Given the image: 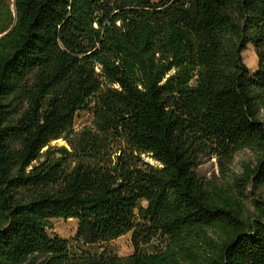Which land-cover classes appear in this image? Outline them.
<instances>
[{"label":"trees","instance_id":"16d2710c","mask_svg":"<svg viewBox=\"0 0 264 264\" xmlns=\"http://www.w3.org/2000/svg\"><path fill=\"white\" fill-rule=\"evenodd\" d=\"M12 26L0 264H264V0H0V36ZM243 150L255 160L231 184L198 175ZM60 219L77 222L73 249ZM127 234L130 256L86 249Z\"/></svg>","mask_w":264,"mask_h":264},{"label":"rangeland","instance_id":"374dc122","mask_svg":"<svg viewBox=\"0 0 264 264\" xmlns=\"http://www.w3.org/2000/svg\"><path fill=\"white\" fill-rule=\"evenodd\" d=\"M153 1H159V0H153ZM12 2V1H11ZM11 12L15 14L14 5L11 4L10 6ZM13 26L3 35L0 36L4 37L7 35L11 30ZM244 64L247 66L249 71H254L257 68L258 59L256 56V52L254 50V47L252 45H249L246 50L242 54ZM92 124V116L87 112H82L77 115L74 123V129L75 131H79L80 129L84 127H88ZM62 146L64 143L62 141L53 142L51 146ZM255 160V155L253 152L248 150H243L236 154L234 157L231 165L228 166V170L226 172H223V162H220L217 158L212 159H205L203 160L202 164L197 170V173L199 176L204 178L206 181H211L218 184H224L229 183L231 184L233 180L237 177H240L243 172V165L244 164H252ZM146 161H148L151 164H155L154 161H152L149 158H146ZM226 169H224L225 171ZM256 200L258 201L259 206L263 205L264 208V189L257 192L256 194ZM252 202V197H249L248 201L245 202L246 207L249 208L250 211H254V207ZM53 224V230L52 233L55 235L61 237L62 239H65L69 241L70 245L76 246V243L74 241V238L76 236L77 231V222L74 220H55L52 221ZM161 240L154 241L149 246H146L143 248V251L145 253L149 254H158L162 250ZM89 253L91 254H99V253H106V254H114L118 257H127L133 254V246L131 243V235L127 234L125 236H122L118 238L117 240H114L108 244H100L95 245L91 247L86 248Z\"/></svg>","mask_w":264,"mask_h":264}]
</instances>
